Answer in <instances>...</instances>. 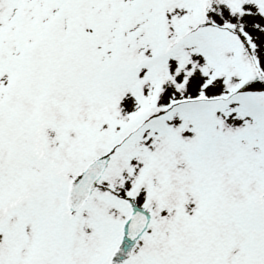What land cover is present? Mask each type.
<instances>
[{
	"label": "snow or ice",
	"instance_id": "1",
	"mask_svg": "<svg viewBox=\"0 0 264 264\" xmlns=\"http://www.w3.org/2000/svg\"><path fill=\"white\" fill-rule=\"evenodd\" d=\"M0 264H264V0H0Z\"/></svg>",
	"mask_w": 264,
	"mask_h": 264
}]
</instances>
